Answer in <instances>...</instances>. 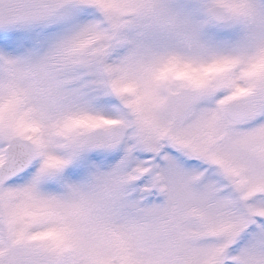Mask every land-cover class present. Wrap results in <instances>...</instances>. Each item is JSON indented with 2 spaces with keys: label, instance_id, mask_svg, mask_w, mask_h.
Instances as JSON below:
<instances>
[{
  "label": "snow or ice",
  "instance_id": "1",
  "mask_svg": "<svg viewBox=\"0 0 264 264\" xmlns=\"http://www.w3.org/2000/svg\"><path fill=\"white\" fill-rule=\"evenodd\" d=\"M0 264H264V0H0Z\"/></svg>",
  "mask_w": 264,
  "mask_h": 264
}]
</instances>
